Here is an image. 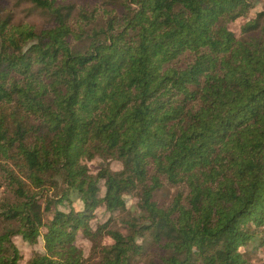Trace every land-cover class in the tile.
<instances>
[{"label":"trees","instance_id":"16d2710c","mask_svg":"<svg viewBox=\"0 0 264 264\" xmlns=\"http://www.w3.org/2000/svg\"><path fill=\"white\" fill-rule=\"evenodd\" d=\"M27 1L51 20L0 17V264L16 236L43 241L25 264H251L264 0ZM95 157L121 168L92 174ZM100 207L128 212L124 231L93 228Z\"/></svg>","mask_w":264,"mask_h":264},{"label":"rangeland","instance_id":"374dc122","mask_svg":"<svg viewBox=\"0 0 264 264\" xmlns=\"http://www.w3.org/2000/svg\"><path fill=\"white\" fill-rule=\"evenodd\" d=\"M62 1V0H61ZM73 1L75 3H83L84 0H65ZM0 17L7 18L10 17L11 20L15 23L27 22L34 25L37 29H41L48 25V22L51 20L49 15L45 12H41L39 9H35L33 5L27 0H0ZM242 22L237 24H231L230 29L237 31ZM87 166L89 171L92 174H96L103 168L110 170L111 172L117 171L121 168V165L116 160L111 159H102L95 157L91 161H87ZM178 187L169 188L162 190L157 194L158 198H163L166 196V193L172 194L175 192ZM3 189L0 188V192ZM133 202L135 200L133 199ZM132 205V203H131ZM93 218L90 221V224L93 228H96L98 225L103 224L108 218H112L111 223L116 225V228L124 231V220L127 218L128 212L115 211L114 213L107 212L104 210V207L96 209L93 213ZM3 225L0 224V228ZM13 242L18 249L20 258L18 264H25L26 261L33 255L35 252H43V241L42 238H38V242L34 245L29 244L27 241H24L20 236L13 238ZM76 246H78L85 256V258L91 256V242L87 239L81 231H78L75 235L74 240ZM248 255H251L249 261L251 264H261L264 260V246L260 249L251 251L248 250Z\"/></svg>","mask_w":264,"mask_h":264}]
</instances>
